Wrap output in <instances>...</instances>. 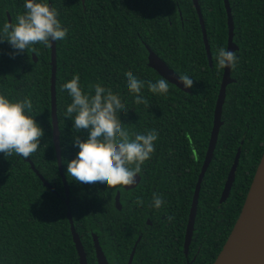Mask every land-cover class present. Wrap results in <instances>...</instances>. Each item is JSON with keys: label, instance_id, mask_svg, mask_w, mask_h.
<instances>
[{"label": "trees", "instance_id": "trees-1", "mask_svg": "<svg viewBox=\"0 0 264 264\" xmlns=\"http://www.w3.org/2000/svg\"><path fill=\"white\" fill-rule=\"evenodd\" d=\"M229 1L234 42L239 47L238 64L231 71L236 82L227 87L224 124L202 182L186 258L182 242L188 210L206 156L224 72L217 68L215 56L228 45L224 0H199L212 66L192 0H86L84 5L81 0H48L56 7L62 27L68 28L66 38L56 41L57 115L69 206L88 264H97L93 233L109 264H128L141 226L145 236L132 264H187L186 259H195L191 264H213L226 243L264 154V0ZM24 4L25 0H0V33L8 22L7 14L15 23L16 16L25 12ZM147 46L179 76L193 79L191 93L171 83L166 95L153 94L145 87L142 95L148 106L134 103L125 72L145 81L161 78L148 66ZM32 47L35 53L28 50L13 59L10 53L15 50L7 41L0 42V94L12 102L30 98L31 115L44 132L40 147L27 159L0 153V264H80L53 142L51 46ZM74 75H79L85 92L99 83L120 94L128 110L120 114V120L130 132H158L155 151L142 165L141 182L135 189H108L101 182L83 184L67 175V163L79 152L73 136L82 141L88 136L87 130L75 133L72 119L65 116L72 99L61 88ZM91 91L94 95V88ZM239 148L230 197L220 203ZM36 171L55 191L44 186ZM118 191L122 210L115 205ZM153 193L164 200L159 208L165 215L159 231L163 249L156 244ZM138 198L142 205L136 204ZM148 218L154 228L146 223ZM130 222L132 226H127ZM171 233L174 239L163 238Z\"/></svg>", "mask_w": 264, "mask_h": 264}, {"label": "clouds", "instance_id": "clouds-1", "mask_svg": "<svg viewBox=\"0 0 264 264\" xmlns=\"http://www.w3.org/2000/svg\"><path fill=\"white\" fill-rule=\"evenodd\" d=\"M24 8L25 12L16 16L15 23H4L0 33V42L7 41L15 50L10 53L13 59L28 50L35 53L32 46L36 44L50 47L52 41H62L68 33V28L62 27L57 18L56 7L50 6L48 0H25ZM215 59L218 69L234 70L238 64L236 52L224 47L218 49ZM124 75L127 89L135 95L137 105L148 106V100L142 95L145 87L153 94L166 95L169 92L170 83L163 77L153 82L141 80L130 71ZM178 79L185 88L193 86V79L187 74L178 76ZM64 90L72 99L67 106L66 118L72 119L75 133L88 132L83 141L79 136H73V146L78 147L79 152L67 163V175L83 184L101 182L108 189L136 184L142 165L155 151L158 132L155 129L146 134L130 132L120 120V114L128 111L126 104L110 87L97 83L85 92L79 75H74L62 85L61 91ZM32 109L30 98L12 102L0 94V153L5 157L15 153L27 159L40 147L44 132L31 115ZM152 200L157 209L164 203L159 193H153ZM136 204L142 205L143 200L138 198Z\"/></svg>", "mask_w": 264, "mask_h": 264}, {"label": "water", "instance_id": "water-1", "mask_svg": "<svg viewBox=\"0 0 264 264\" xmlns=\"http://www.w3.org/2000/svg\"><path fill=\"white\" fill-rule=\"evenodd\" d=\"M82 4L84 5L86 0H81ZM193 4L196 8V11L198 13L201 29L203 32V39H204V45L206 48L207 56L210 65L212 66V54L210 51V44L207 36V30H206V25L205 21L202 15V11L200 8L199 0H192ZM226 12H227V20H228V45L227 48L228 50L232 52H236L239 47L237 44L234 42V34H235V24H234V17L232 14V8L230 5L229 0H224ZM8 22L12 23V19L10 14L8 13ZM57 45L55 41L51 42V66H52V76H51V99H52V124H53V142H54V147L56 151V157H57V162H58V169L60 172V175L63 180L65 192H66V204L68 207V219L70 221V226H71V234L73 238V242L75 244L78 256H79V261L80 264H88V259H87V254L85 252L84 246L82 244L81 238L79 233L76 231L73 217H72V212L71 208L69 206V196H70V188L67 183V180L64 176V171H63V164H62V150H61V141H60V130H59V121H58V115H57V91H56V80H57ZM148 50V66L155 70L161 77L167 79L169 83L175 85L177 88L180 90L190 93L191 89L190 88H185L182 83L179 82L178 79V74L170 68V66L162 60L158 54H156L150 47L147 46ZM35 61H37V58L35 55H33ZM234 79L231 77V69L226 68L224 69V75L222 79V83L220 86L218 98L216 101V107L214 111V118H213V128L211 131V136L206 152V156L204 159V162L201 167V171L198 177V181L196 184L195 188V193H194V198H193V204H192V209H191V217L187 226V231H186V236H185V242H184V250H185V255L187 256L189 253V246L192 242L194 230H195V218L197 214V205H198V200L200 196V190H201V185L202 181L206 175V172L214 158V152L216 149V145L218 142V137L220 133V129L223 126L224 122L222 120L223 116V107L226 101V92H227V86L232 83ZM241 157V149H238L233 165L230 169L227 181L224 186L223 194H222V199L221 202H224L228 196L230 195L233 183L235 181L236 177V171L239 165V160ZM264 163V154L262 156L261 162L259 164V167L257 169V172L254 176L253 182L251 184L250 190L248 192L245 204L243 206V209L239 215L238 220L236 221L226 243L224 244L221 252L219 253L218 257L216 258L215 262L213 264H228L231 253L233 251V246L235 243V239H237L240 236V232L243 231V218L244 214L246 211V207L248 204V200L251 194V191L254 187V184L257 180V177L261 171V167ZM33 169L34 166L32 165ZM36 174L40 177L41 181L43 182L44 186L48 187L49 189L55 191V189L52 187V185L42 176L38 171H36ZM140 182V175L136 178V184L133 186H123L125 190H131L135 188ZM115 204L116 207L120 210L121 209V192L118 191L115 197ZM259 222H260V231L259 235L256 237L254 243L251 245V247L247 248L242 261L240 264H264V197H263V203L261 207V213L259 215ZM241 227V228H240ZM94 239V245L96 249V257H97V262L98 264H109L108 260L99 244L98 238L96 235L93 236ZM135 249L132 252V255L130 256L128 264H132L133 262V257H134ZM195 260V259H194ZM191 264V263H188Z\"/></svg>", "mask_w": 264, "mask_h": 264}, {"label": "bare ground", "instance_id": "bare-ground-1", "mask_svg": "<svg viewBox=\"0 0 264 264\" xmlns=\"http://www.w3.org/2000/svg\"><path fill=\"white\" fill-rule=\"evenodd\" d=\"M264 197V163L251 191L243 218V231L235 239L233 251L228 264H240L247 248L251 247L259 235V215ZM241 228V227H240Z\"/></svg>", "mask_w": 264, "mask_h": 264}, {"label": "flooded vegetation", "instance_id": "flooded-vegetation-1", "mask_svg": "<svg viewBox=\"0 0 264 264\" xmlns=\"http://www.w3.org/2000/svg\"><path fill=\"white\" fill-rule=\"evenodd\" d=\"M232 71V70H231ZM223 75H224V72H223ZM231 77H232V72H231ZM222 79H223V77H222ZM232 79H234V81L232 82V83H234V82H236V79L235 78H233L232 77ZM221 83H222V81H221ZM232 83H230V84H232ZM229 84V85H230ZM228 85V86H229ZM221 86V85H220ZM227 86V87H228ZM220 90V89H219ZM191 93V92H190ZM226 96H227V92H226ZM240 149V148H239ZM204 162V161H203ZM201 171V170H200ZM230 172V171H229ZM207 173V172H206ZM200 174V173H199ZM140 175V174H139ZM229 175V174H228ZM199 177V176H198ZM227 178H228V176H227ZM198 181V180H197ZM227 181V180H226ZM140 182H141V176H140ZM140 182H139V184H140ZM203 182V181H202ZM226 183V182H225ZM138 184V185H139ZM197 184V183H196ZM234 184V183H233ZM137 185V186H138ZM136 186V187H137ZM202 186V185H201ZM225 186V185H224ZM135 187V188H136ZM135 188H133V189H135ZM232 188H233V186H232ZM223 190H224V188H223ZM223 190H222V193H221V196H220V203H224V202H226L227 200H228V198L230 197V195L228 196V198L224 201V202H221V199H222V194H223ZM232 190V189H231ZM201 191V190H200ZM195 193V192H194ZM231 193V192H230ZM200 197V196H199ZM193 198H194V195H193ZM192 204H193V199H192V202H191V204H190V207H189V210H188V216H187V222H186V226H185V233H184V239H183V242H182V246H183V254L185 255V250H184V242H185V236H186V231H187V226H188V223H189V220H190V217H191V209H192ZM198 204H199V200H198ZM116 205V204H115ZM184 207L182 206L181 207V209H183ZM118 209V208H117ZM120 210H122V204H121V209ZM183 213L185 212V210L183 209V210H181ZM197 212H198V205H197ZM164 214H162L161 213V211L159 210V209H157L156 208V244L160 247V248H162L161 247V239H159V237H160V230L162 229V226H163V224H161V221H163V219H164ZM196 217H197V214H196ZM146 223L150 226V227H153L154 228V223L148 218L147 220H146ZM195 223H196V218H195ZM126 226V225H125ZM127 226H132V223L130 222V223H128V225ZM194 227H195V225H194ZM143 230V227L141 226L140 228H139V230H138V232H137V234H138V236H137V238H136V240H135V243H134V246H133V250L135 249V251H136V247H137V245H138V243L143 239V237L145 236V232L144 231H142ZM195 231V230H194ZM94 235H96V234H92V236H94ZM97 236V235H96ZM98 238V237H97ZM163 238H170V239H174V237H173V235H172V233L169 235V236H167L166 234H163ZM98 241H99V239H98ZM99 244H100V242H99ZM93 246H94V251H95V254H96V249H95V245H94V239H93ZM101 246V245H100ZM101 248H102V246H101ZM163 249V248H162ZM103 250V249H102ZM133 250H132V252H133ZM104 252V251H103ZM132 252H131V255H132ZM105 254V253H104ZM106 256V255H105ZM185 257L186 258H188L189 257V253H188V255L186 256L185 255ZM107 258V257H106ZM134 258V257H133ZM130 259V258H129ZM96 260H97V257H96ZM108 260V259H107ZM187 260V264L188 263H191L192 261H194V260H192V261H190V260H188V259H186ZM108 263H109V261H108ZM97 264H98V262H97Z\"/></svg>", "mask_w": 264, "mask_h": 264}]
</instances>
